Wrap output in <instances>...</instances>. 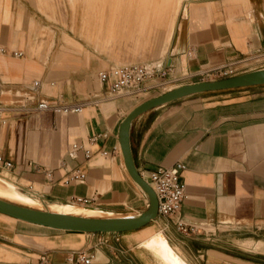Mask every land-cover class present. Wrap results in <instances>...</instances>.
Instances as JSON below:
<instances>
[{"label": "crops", "instance_id": "0c3cea01", "mask_svg": "<svg viewBox=\"0 0 264 264\" xmlns=\"http://www.w3.org/2000/svg\"><path fill=\"white\" fill-rule=\"evenodd\" d=\"M1 47L0 156L13 167L0 168V175L44 208L85 197L92 199L85 206L137 215L148 198L125 167L120 122L139 103L201 81L199 73L209 67L246 60V71L261 68L250 56L264 50V0H0ZM124 64L167 67L164 86L110 95L97 75ZM26 93L34 98L28 106L85 104L80 113H25L19 106ZM100 133L107 136L88 142ZM72 143L92 156L69 158ZM130 147L144 176L185 165L179 216L198 227L195 233H180L174 218L162 216L132 231L87 233L0 213V264H36L41 256L63 263L68 251L80 249L94 255L92 264H151L143 243L158 231L187 264H264V85L152 108L132 121ZM29 162L50 170L51 179ZM74 168L84 181L64 184Z\"/></svg>", "mask_w": 264, "mask_h": 264}, {"label": "built area", "instance_id": "2783aa9c", "mask_svg": "<svg viewBox=\"0 0 264 264\" xmlns=\"http://www.w3.org/2000/svg\"><path fill=\"white\" fill-rule=\"evenodd\" d=\"M0 53H6V49L0 48ZM11 55L14 57H21L22 51H13ZM250 59H255V63L264 68V50L255 55L250 56ZM246 60H231L226 63L215 65L202 70L199 73L201 81H215L236 76L238 74L247 72L248 65L242 63ZM167 67L162 65L150 64H124L108 68L107 70L98 73V79L101 83L106 84V91L112 96H119L131 93H141L149 89H154L164 86ZM259 69V68H257ZM255 70V69H254ZM251 71V70H250ZM151 82L150 85L147 83ZM200 82V81H199ZM39 80H34L32 86L38 87ZM1 91V90H0ZM23 101L20 104V110L25 113L40 112L51 110L53 112L63 113H80L83 109L82 103H63L57 101L38 100L33 106H28L26 102L33 101L34 98L30 93L23 96ZM2 107L0 105V111ZM107 133H100L89 137V143H95L101 138H105ZM81 153L84 160H88L92 156V151L81 143H72L67 151V156L71 159L77 158ZM102 155H106V150L100 149ZM29 166L34 171L44 173L51 179L52 173L48 169H44L35 163L29 162ZM13 163L10 160L3 159L0 156V168L2 170H11ZM185 165L181 162H176L169 167H157L150 171L147 176L140 174L141 177L153 189L158 203L157 217L162 216L166 218H174V225L182 234H193L198 230V227L191 225L184 221L179 216V209L181 203L186 198L185 184L180 180V175L184 171ZM85 179V173L79 168L71 169L64 177L63 183H77ZM20 188V187H19ZM21 189V188H20ZM92 199L85 197H75L74 201L79 204H89ZM94 255L87 250H71L66 253L65 261L63 263H56L47 260L41 256L36 264H92Z\"/></svg>", "mask_w": 264, "mask_h": 264}, {"label": "water", "instance_id": "95a60500", "mask_svg": "<svg viewBox=\"0 0 264 264\" xmlns=\"http://www.w3.org/2000/svg\"><path fill=\"white\" fill-rule=\"evenodd\" d=\"M256 85H264V68L215 81L183 84L139 103L126 114L120 122L118 138L125 167L130 177L141 187L148 198V207L143 212L137 215H118L115 217L83 216L31 208L0 198V213L29 223L60 230L87 233H118L139 229L157 218L158 203L153 189L141 177L134 165L130 147V127L132 121L140 114L152 108L186 96Z\"/></svg>", "mask_w": 264, "mask_h": 264}, {"label": "bare ground", "instance_id": "6f19581e", "mask_svg": "<svg viewBox=\"0 0 264 264\" xmlns=\"http://www.w3.org/2000/svg\"><path fill=\"white\" fill-rule=\"evenodd\" d=\"M135 184L141 191H143L137 183ZM0 198L27 207H35L37 205H42L43 207L45 206L41 204L38 200L33 198L32 196L28 195L23 191H20L14 183L10 182L7 178H5V176H1V175H0ZM46 207L47 208H44L43 210L47 209L54 212H62V213H69V214H76L83 216H96V217L118 216L112 211H104L99 208L89 207L83 204H74V203H65L62 205L47 204ZM19 221H23V220H19ZM143 246L148 251H150L156 257L158 262L161 264H187L175 253L174 250L170 248L169 243L162 232L153 235L152 237L145 240Z\"/></svg>", "mask_w": 264, "mask_h": 264}, {"label": "rangeland", "instance_id": "374dc122", "mask_svg": "<svg viewBox=\"0 0 264 264\" xmlns=\"http://www.w3.org/2000/svg\"><path fill=\"white\" fill-rule=\"evenodd\" d=\"M249 67H255V65H252V66H249ZM168 88V87H167ZM79 204V203H78ZM84 205V204H83ZM42 205H37V206H35L36 207V209H41V210H43V208L41 207ZM35 207H33V208H35ZM32 208V207H31ZM209 229H214L213 227H210ZM155 233H161L160 231H158V232H155ZM149 235H151V234H146V235H144L143 237H142V239L140 240V245L142 246V241L144 240V239H146V237H148ZM143 247V246H142ZM256 250H258V249H256ZM262 251L264 252V249H262ZM176 252H177V250H176ZM178 253V252H177ZM153 255V254H152ZM150 258H151V261H152V263L151 264H161V263H159L158 262V260L156 259V257L153 255V256H150Z\"/></svg>", "mask_w": 264, "mask_h": 264}]
</instances>
